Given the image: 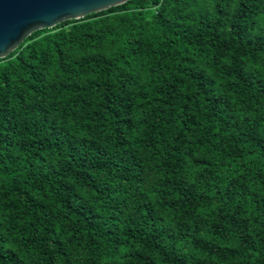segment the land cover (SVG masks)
<instances>
[{
	"label": "trees",
	"instance_id": "obj_1",
	"mask_svg": "<svg viewBox=\"0 0 264 264\" xmlns=\"http://www.w3.org/2000/svg\"><path fill=\"white\" fill-rule=\"evenodd\" d=\"M0 264H264V0H131L1 59Z\"/></svg>",
	"mask_w": 264,
	"mask_h": 264
},
{
	"label": "water",
	"instance_id": "obj_2",
	"mask_svg": "<svg viewBox=\"0 0 264 264\" xmlns=\"http://www.w3.org/2000/svg\"><path fill=\"white\" fill-rule=\"evenodd\" d=\"M131 0H0V60L36 31L78 20Z\"/></svg>",
	"mask_w": 264,
	"mask_h": 264
}]
</instances>
